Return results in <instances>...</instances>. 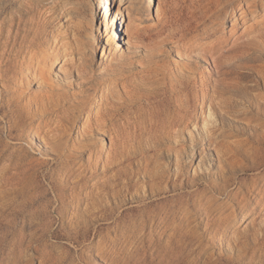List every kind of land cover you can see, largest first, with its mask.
I'll return each mask as SVG.
<instances>
[{"label":"rangeland","instance_id":"374dc122","mask_svg":"<svg viewBox=\"0 0 264 264\" xmlns=\"http://www.w3.org/2000/svg\"><path fill=\"white\" fill-rule=\"evenodd\" d=\"M108 1L0 0V264H264V0Z\"/></svg>","mask_w":264,"mask_h":264},{"label":"bare ground","instance_id":"6f19581e","mask_svg":"<svg viewBox=\"0 0 264 264\" xmlns=\"http://www.w3.org/2000/svg\"><path fill=\"white\" fill-rule=\"evenodd\" d=\"M108 0H106V2H105V5H104V14L106 15V18H105V21L107 22L108 21V14H112V16H113V12H112V10H111V8L109 7V5H108ZM147 5H148V7H155L156 6V4L154 3V0H148V3H147ZM121 14V13H120ZM125 23H126V21H124ZM161 22V21H160ZM124 23V24H125ZM198 45V44H197ZM197 45H195V46H197ZM212 46V45H211ZM122 48V46H121V44L119 43L118 45H117V49L118 50H120ZM187 49H191V50H193L194 48L192 47V46H190V47H186ZM215 48V47H214ZM197 49V48H196ZM195 49V50H196ZM204 49H206V48H204ZM214 51V50H213ZM215 57V56H214ZM213 57V58H214ZM221 58V57H220ZM222 59V58H221ZM57 68L60 70V71H62V72H65V68H64V66H62L61 64H59V65H57ZM68 68V67H67ZM227 87V86H226ZM223 89V88H222ZM226 89H228V87L226 88ZM226 89H224V90H226Z\"/></svg>","mask_w":264,"mask_h":264}]
</instances>
